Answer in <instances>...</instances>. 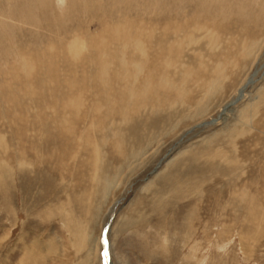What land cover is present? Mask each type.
Here are the masks:
<instances>
[{
    "label": "rangeland",
    "instance_id": "1",
    "mask_svg": "<svg viewBox=\"0 0 264 264\" xmlns=\"http://www.w3.org/2000/svg\"><path fill=\"white\" fill-rule=\"evenodd\" d=\"M107 227L112 264H264V0H0V264Z\"/></svg>",
    "mask_w": 264,
    "mask_h": 264
},
{
    "label": "water",
    "instance_id": "2",
    "mask_svg": "<svg viewBox=\"0 0 264 264\" xmlns=\"http://www.w3.org/2000/svg\"><path fill=\"white\" fill-rule=\"evenodd\" d=\"M108 227L107 229L103 232V247H104V252H105V259L107 264L111 263V256L109 254V241H108Z\"/></svg>",
    "mask_w": 264,
    "mask_h": 264
},
{
    "label": "bare ground",
    "instance_id": "3",
    "mask_svg": "<svg viewBox=\"0 0 264 264\" xmlns=\"http://www.w3.org/2000/svg\"><path fill=\"white\" fill-rule=\"evenodd\" d=\"M241 93V94H240ZM240 95V96H239ZM239 95H238V97H237V100H239L240 99V97H242L243 96V93H242V90H240V92H239ZM235 103V102H234ZM228 106H233V105H231V104H229ZM226 108V107H225ZM214 122H216V120L214 121ZM182 195V194H181ZM177 197H179V196H177ZM108 236V235H107ZM109 249V248H108ZM109 254H110V250H109ZM111 256V255H110ZM106 260V259H105ZM106 264H107V262H106ZM110 264H112V262L110 263Z\"/></svg>",
    "mask_w": 264,
    "mask_h": 264
}]
</instances>
